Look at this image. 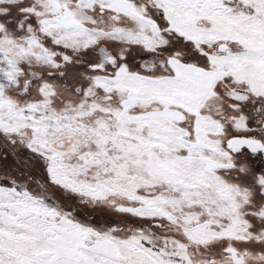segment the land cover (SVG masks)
I'll return each instance as SVG.
<instances>
[{
	"label": "snow or ice",
	"instance_id": "6c2138e0",
	"mask_svg": "<svg viewBox=\"0 0 264 264\" xmlns=\"http://www.w3.org/2000/svg\"><path fill=\"white\" fill-rule=\"evenodd\" d=\"M0 264H264V0H0Z\"/></svg>",
	"mask_w": 264,
	"mask_h": 264
}]
</instances>
